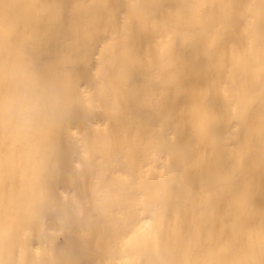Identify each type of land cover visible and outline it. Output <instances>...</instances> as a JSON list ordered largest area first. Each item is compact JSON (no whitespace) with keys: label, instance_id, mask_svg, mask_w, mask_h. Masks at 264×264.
Masks as SVG:
<instances>
[{"label":"bare ground","instance_id":"obj_1","mask_svg":"<svg viewBox=\"0 0 264 264\" xmlns=\"http://www.w3.org/2000/svg\"><path fill=\"white\" fill-rule=\"evenodd\" d=\"M0 264H264V0H0Z\"/></svg>","mask_w":264,"mask_h":264},{"label":"clouds","instance_id":"obj_2","mask_svg":"<svg viewBox=\"0 0 264 264\" xmlns=\"http://www.w3.org/2000/svg\"><path fill=\"white\" fill-rule=\"evenodd\" d=\"M40 119H42V117L40 113L35 109L25 110L21 114V122L25 130L30 129Z\"/></svg>","mask_w":264,"mask_h":264}]
</instances>
